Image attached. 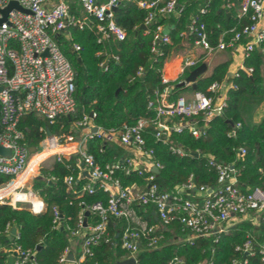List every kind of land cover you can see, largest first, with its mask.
<instances>
[{
	"label": "built area",
	"instance_id": "built-area-1",
	"mask_svg": "<svg viewBox=\"0 0 264 264\" xmlns=\"http://www.w3.org/2000/svg\"><path fill=\"white\" fill-rule=\"evenodd\" d=\"M11 1H15L22 9L12 8L7 12L6 19L1 21L4 10ZM134 3L139 8L147 10L142 25L145 32L149 26L156 23L153 30L151 51L155 55H162L160 44L170 42L168 27L157 23L159 17L178 15L181 5L178 0H0V145L10 148L8 156H0V175L10 177V180L0 185V203L13 208L25 207L32 213H41L45 203L35 192L22 191L27 176L36 174L44 163L52 158L70 169L71 159L81 163L86 174L85 183L80 187L74 186L76 178L68 174L63 178L66 190L75 196L85 192L91 194L95 186L108 193L106 203L96 201L83 206L78 215L77 228L71 230V236L81 240V254L76 264H85L84 260L92 254V247L101 240L112 242L113 233L108 230L111 219H124L127 224L118 231V244L127 252L128 258L136 257L142 243L147 247L157 248L163 238V230L173 222L180 223L188 230L185 241L191 242L198 237H211L217 241L218 237L228 232L231 222L239 215L264 212V188L254 187L242 189L237 184L235 168L223 161L211 158L209 165L217 175L214 187L194 186L192 175L186 182L176 189L166 191L161 189L152 168L157 170L161 164L150 159L152 149H145L143 136L145 128L153 124L156 140L166 142L172 132L181 133L184 130L196 138L206 134L209 121L213 116L221 113L225 106V91L232 84L213 82L208 90L215 96L200 91L184 93L176 99L170 100V81L178 83L185 80L182 75L202 63L203 58L191 55L181 56L177 76L170 78L161 68V81L165 86L156 91L154 100H149L147 107L154 112L153 120L139 118L134 124L123 125L120 130L103 129L94 122L95 114L84 113L80 118L70 119V129L74 133H55L45 136L37 146L28 147L23 143V132L18 127L19 119L28 113L48 119L50 122L57 117H70L76 110L75 100V71L68 59L62 54L54 36L68 33L71 26L80 29H91L97 36V42L107 41L109 38L121 41L125 38V31L118 23L116 10L122 3ZM230 3L226 4L229 8ZM200 13H206V8H200ZM247 17L249 23L239 29H231L232 35L226 39L225 33H220L212 43L204 23H198L192 17L186 27L185 38L193 47L202 49L206 54L222 51L234 47L242 40L245 56L254 49L264 53V0H241L237 17ZM74 50L79 47L72 45ZM247 73L252 68L245 69ZM142 73V67L137 74ZM186 86H189L185 83ZM235 87V86H233ZM95 131H92L93 127ZM240 123H236L235 128ZM232 129L229 134H234ZM99 139L102 143L116 141L129 148L130 153L137 152L147 159L148 168H141L130 154H120L112 162L100 166L87 152V140ZM32 148V149H31ZM170 149L178 155H186L182 146L171 145ZM240 154L245 150L240 148ZM31 161L33 164L30 166ZM136 170L144 178V184L131 183L122 185L117 171L129 174ZM149 171V172H148ZM82 175V170L80 174ZM80 176V177H81ZM54 180L50 177L48 181ZM20 188V192L35 195L37 206H17L24 203L20 200L8 201L13 192ZM196 191V197L185 196ZM152 207L156 222L147 225L143 219L142 225L131 227L130 221L135 215L134 207ZM54 224L61 226L60 212L53 207ZM145 211V208L143 209ZM88 211L99 218L95 225L84 226V212ZM142 219V216H138ZM10 229V228H9ZM9 229L7 233L9 232ZM15 235L12 239L17 238ZM261 264H264V244H259ZM243 254L253 255V238L247 235L242 245L235 248ZM8 253L15 252L13 264H40L35 251L23 249L14 244ZM68 247L58 258L57 264H66ZM246 263L244 259L242 261ZM233 260L231 264H236ZM96 264V263H90ZM169 264H181V259L174 257ZM202 264V263H199Z\"/></svg>",
	"mask_w": 264,
	"mask_h": 264
},
{
	"label": "trees",
	"instance_id": "trees-1",
	"mask_svg": "<svg viewBox=\"0 0 264 264\" xmlns=\"http://www.w3.org/2000/svg\"><path fill=\"white\" fill-rule=\"evenodd\" d=\"M240 1L178 0L182 7L178 15L159 17L156 21L169 30L170 42L158 46L162 55H155L151 51L156 23L149 26L148 32L139 29L147 10L130 2L122 3L116 10L118 23L126 33L121 41L109 38L107 41L97 42V36L87 27L80 29L71 26L68 33L55 35L54 39L62 54L75 71L76 110L70 117L60 116L52 122L35 113L24 114L18 123L24 135L23 143L29 148L36 146L45 138L47 129L51 134L70 133V119L80 118L84 113L93 112L95 124L106 130H120L123 125L134 124L139 118L153 120L154 112L147 107L148 101L154 100L156 91L165 86L161 81V68L171 50L187 45L184 33L191 18L196 17L198 23H204L212 43L220 33H225L228 39L232 35L231 29H239L250 22L246 16L237 17ZM227 3L231 7L227 8ZM202 7L206 8V13H200ZM242 41L247 43V40ZM73 44L78 45L79 49L74 50ZM263 60L264 53L254 49L245 56L244 67L232 77L227 76L229 65L226 62L217 65L210 75L197 80L195 91L210 96L216 95L208 90L213 82L229 80L232 84L225 91V106L220 114L209 121L204 136L196 138L184 130L181 133H170L167 141L163 142L156 140L153 124L149 123L145 128L144 147L153 150L152 157L148 160L161 164L156 172L152 170L161 189H176L190 175L197 189L200 186L214 187L217 175L209 165L211 158L235 168L240 188H264V118L257 124H249L241 113V106L246 99L254 100L264 96V77L261 72ZM139 67H142L140 75L137 74ZM247 68H252L250 74L246 72ZM188 73L189 70H186L182 78ZM168 85L171 87L170 100L194 91L190 86H179L177 81H170ZM236 123H240L237 128ZM232 129L235 132L230 135ZM86 144L87 152L100 166L112 162L122 152L116 141L102 143L94 138L87 140ZM171 145L182 146L187 154L181 156L173 153ZM240 148L245 150L243 154H240ZM194 152L198 155L194 156ZM70 163V169L60 162H55L50 168L42 167L40 176L34 178L33 190L45 203V209L41 213L0 203V264H6V250L14 244L23 249L34 250L40 264H57L58 258L69 246L71 230L77 228L78 215L83 206L96 201L107 202L108 193L97 185L93 193L85 192L79 196L66 190L63 178L68 174H73L76 178V188H80L86 181L85 177H79L80 163L73 159ZM116 176L122 185L144 184V178L136 170L129 174L117 171ZM47 177H54V180L48 183ZM9 180V176L0 175V185ZM191 193L185 196L196 197L195 190ZM53 207L60 212L62 227L55 226L53 222ZM134 208L131 227L142 225L143 219L147 225L155 223L151 206ZM144 208L147 209L146 213L143 212ZM255 214L257 216L253 221H247L243 215L237 216L232 220L228 232L221 234L217 241L211 237H198L187 242L184 238L189 233L188 230L180 223L173 222L163 230V238L157 248H149L146 242L142 243L136 257L137 264H169L174 257L181 259V264H231L233 260L237 261L236 264H261L258 249L259 244H264V212ZM139 215L142 219L138 218ZM86 218L88 225L99 222V218L90 212ZM126 224L124 219H111L108 230L113 233L112 242L101 240L92 247V254L86 257L84 263L121 264L119 260L126 257L127 252L120 248L117 233ZM11 226L18 228V237L8 241L7 231ZM247 235L253 238L255 253L243 257L235 248L243 244ZM37 246L41 247L37 249ZM244 259L246 263L242 262ZM66 264L73 263L68 261Z\"/></svg>",
	"mask_w": 264,
	"mask_h": 264
},
{
	"label": "crops",
	"instance_id": "crops-1",
	"mask_svg": "<svg viewBox=\"0 0 264 264\" xmlns=\"http://www.w3.org/2000/svg\"><path fill=\"white\" fill-rule=\"evenodd\" d=\"M237 12H238V10H237ZM244 45H245V43H244V41H242V42L236 44L234 47L227 48V49L222 50V51L213 52L211 54H206L202 49L193 47V45L191 43L187 42V45L184 46L183 48L174 49V52L172 53V55L169 56V58L167 59V61L164 64V70H165L168 77L174 78L177 76V68L179 67V63L181 61V56L191 57V55H194V56L202 57L203 58L202 62H205L207 64V70L204 73L203 77L210 75L212 73L213 69L217 65L222 64V63H226V62L229 65L227 76L232 77L239 69L244 67L243 66V62L245 59ZM261 72H262V75L264 77V60H263L262 66H261ZM223 83H225L226 85L230 84L229 80L225 81ZM241 113H242V116L244 117L245 121L248 122L249 124H257L258 122H260L261 119L264 118V96L259 98V99H254V100L253 99H251V100L246 99L241 106ZM70 133H74V132H70ZM39 142L37 143V145L39 144ZM116 143L122 148L121 154H130L134 158V160L137 161V164L141 168H145V169L148 168L147 159H144L143 156H139V154L137 152L130 153L128 147L122 146L118 142H116ZM74 161H77V160H74ZM32 162L33 161H31L30 166H31ZM54 163H55V161H53L52 158H49L48 161H46L44 163V167L50 168L51 166H53ZM81 170H82V175H83L85 170H84V168H82V165L80 163V171ZM39 176H40V170L38 172L36 171V174L27 176L23 182V184L25 185L24 188L30 187V190L32 192H34L33 180H34V178L39 177ZM80 176L81 175H79V177ZM81 177H85V176L83 175ZM28 179H30V181H31V183H29V184L27 183ZM48 179H49V177H47V181H48ZM48 183H51V181H48ZM25 190L27 191V189H25ZM35 194H37V193L35 192ZM1 195H3V194H0V196ZM37 196L39 197L38 194H37ZM146 211H147V209H145V211L143 210V212H145V213H146ZM151 214H153L152 210H151ZM154 220L156 222V216L155 215H154ZM131 221H133V220H131ZM86 225L89 226L87 224V219H86ZM11 227H10V229H11ZM60 227H62V225ZM114 228H117V227H115V225H114ZM10 229H9V232L7 233V240L8 241L12 240V238L14 237L10 234ZM17 234H18V228H17ZM1 249L4 250V247H1ZM80 254H81V240L77 236H75V237L71 236L69 238L68 255H71L73 259L69 260V261H71L73 264H76L77 260H79V258H80ZM8 255H9V253H7V256ZM7 256H6V258H7ZM76 256H77V260H76ZM127 258H128L127 256L126 257L124 256L121 260H119V262L121 263L123 260H126Z\"/></svg>",
	"mask_w": 264,
	"mask_h": 264
},
{
	"label": "water",
	"instance_id": "water-1",
	"mask_svg": "<svg viewBox=\"0 0 264 264\" xmlns=\"http://www.w3.org/2000/svg\"><path fill=\"white\" fill-rule=\"evenodd\" d=\"M12 8H15V9H22L15 1H11L8 6L4 9V10H1L2 14H3V17L1 19V21H4L6 19V15H7V12L12 9ZM145 26L144 25H140L139 26V29H144ZM207 70V64L205 62H202L200 63L198 66L194 67L193 69H191L188 73V75L185 77V80L178 83L179 86H186L185 83H187L193 90H196V84H197V80L200 78V77H203L204 73L206 72ZM2 89V86L0 85V90ZM96 130V127L94 126L92 128V131H95ZM46 136L47 137H50L51 136V132L47 129L46 130ZM33 148V147H32ZM10 148L8 147H4L2 145H0V156H8L10 155ZM194 156H197L198 153L197 152H194L193 153ZM152 170L154 172L157 171L156 168H152ZM86 174V172H84ZM89 214L88 211H85V217H84V221H83V225L86 226V216ZM10 234L12 236H15L17 234V227L16 226H12L11 229H10ZM11 237V236H10ZM9 237V238H10ZM41 246H37V249H39ZM15 252H11L9 253V255L7 256L6 258V263L7 264H13V260L15 259ZM68 259L69 260H72V256L71 255H68ZM121 264H135V260L133 258H127L126 260H123L121 262Z\"/></svg>",
	"mask_w": 264,
	"mask_h": 264
},
{
	"label": "bare ground",
	"instance_id": "bare-ground-1",
	"mask_svg": "<svg viewBox=\"0 0 264 264\" xmlns=\"http://www.w3.org/2000/svg\"><path fill=\"white\" fill-rule=\"evenodd\" d=\"M32 164H33V162H32ZM11 195H12V201L13 202L15 200H20L23 202L33 203L34 206H37L38 201H37L35 195L32 193H29V192H27V193H25V192H13Z\"/></svg>",
	"mask_w": 264,
	"mask_h": 264
},
{
	"label": "rangeland",
	"instance_id": "rangeland-1",
	"mask_svg": "<svg viewBox=\"0 0 264 264\" xmlns=\"http://www.w3.org/2000/svg\"><path fill=\"white\" fill-rule=\"evenodd\" d=\"M30 174H32V173H30ZM27 183L28 184L31 183L30 179L27 180ZM25 189H27V191H31L30 187L22 188V191H24ZM19 190H20V188H18L16 191L20 192ZM8 201L13 202L12 201V195L8 198ZM16 205L17 206H30V204L28 202L17 203ZM256 216H257L256 214H251V213H247L246 215H243L244 219H246L247 221H253L256 218Z\"/></svg>",
	"mask_w": 264,
	"mask_h": 264
}]
</instances>
